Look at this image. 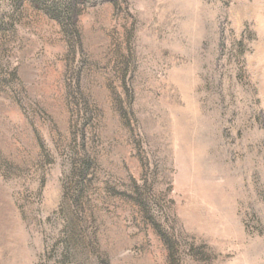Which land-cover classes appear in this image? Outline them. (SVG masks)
<instances>
[{"label":"rangeland","instance_id":"obj_1","mask_svg":"<svg viewBox=\"0 0 264 264\" xmlns=\"http://www.w3.org/2000/svg\"><path fill=\"white\" fill-rule=\"evenodd\" d=\"M0 0V264H264V0Z\"/></svg>","mask_w":264,"mask_h":264},{"label":"trees","instance_id":"obj_2","mask_svg":"<svg viewBox=\"0 0 264 264\" xmlns=\"http://www.w3.org/2000/svg\"><path fill=\"white\" fill-rule=\"evenodd\" d=\"M46 11L50 16L56 19L62 18L63 14L70 13V7L68 6V3L65 2H58L56 0H45V7Z\"/></svg>","mask_w":264,"mask_h":264}]
</instances>
